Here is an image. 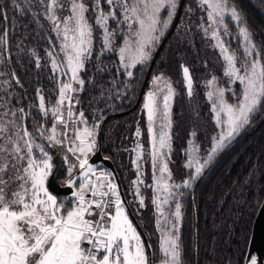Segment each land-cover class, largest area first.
Listing matches in <instances>:
<instances>
[{
	"label": "snow or ice",
	"instance_id": "obj_1",
	"mask_svg": "<svg viewBox=\"0 0 264 264\" xmlns=\"http://www.w3.org/2000/svg\"><path fill=\"white\" fill-rule=\"evenodd\" d=\"M195 2L206 13V20L202 19L198 28L214 41L212 47L219 50L225 63L224 75L242 85V91L236 103H229L225 99L226 89L217 86L215 76L206 82L207 99L219 132L212 137L203 158L194 156L200 148L189 140L185 167L194 172L178 184L169 168L171 102L175 90L163 75L153 76L152 87L144 95L143 111L153 169L152 185L146 186L153 191L152 204L160 233V264H183L179 227L182 189L190 188L215 155L251 123L257 109L264 107V45L255 43L246 18L230 0ZM9 3L20 16L31 14L36 23L40 17L47 21L50 47L46 56L58 93L54 104L46 103L42 91L37 89L39 112L45 121L51 118V126L39 123L34 130H29L26 124L29 112L23 106L13 107L0 99V264H153L141 234L126 213L115 178L111 173H97L89 163L90 154L97 151V130L104 117L101 115L89 124L85 112L77 111L80 102L77 94L85 87L81 73L93 56L94 33H100L103 54L116 51V39L127 28L118 55L120 68L130 80L133 69L151 59L153 48L173 23L180 6L178 0H22V4L9 0ZM7 7L8 4L0 6V20L4 22L8 21ZM226 16L237 26L242 59L222 39L229 34ZM110 21L115 22V28L110 27ZM9 51V32L3 28L0 29V62L3 53ZM31 55L40 69L41 58L34 50ZM181 68L191 98L190 70L183 64ZM11 79L19 85L15 73ZM191 135L195 137L196 132ZM136 136H141L139 127ZM53 147L72 157L67 154L64 157L68 176L64 184L73 189L74 198L67 203L58 201L48 187L50 177L54 178L53 156L48 151ZM133 151L137 152L132 160L137 173L134 195L143 208L145 201L139 185L144 184L141 173L144 150L139 139ZM76 169H79L78 177H74ZM173 203L174 211H167L166 206ZM241 260L245 264H264V257L258 259L250 253L247 257L242 255Z\"/></svg>",
	"mask_w": 264,
	"mask_h": 264
},
{
	"label": "trees",
	"instance_id": "obj_2",
	"mask_svg": "<svg viewBox=\"0 0 264 264\" xmlns=\"http://www.w3.org/2000/svg\"><path fill=\"white\" fill-rule=\"evenodd\" d=\"M18 2L22 4V0ZM230 3L237 7L246 18L247 25L254 33L255 43L264 45V0H230ZM4 4H8L6 9L8 21L0 20V29L7 28L9 32L10 66H7L3 53V69L7 72L22 106L29 112L26 120L29 130H34L41 121V115L36 109L37 89L42 91L46 103H54L58 93L54 85L50 61L46 62L48 61L46 49L50 47L48 43L50 29L47 21L42 17L39 18L40 22L36 23L31 14L20 16L15 13L9 0H0V6ZM178 4H180L179 0ZM196 5V2L193 3L192 0L183 1L179 15L177 11V23L154 62L142 98L130 113L108 118L111 115L126 112L134 106L149 63L169 31L153 48L151 59L145 65H137L133 69L134 76L130 80L124 75V70L118 66L117 58L111 52L101 54L98 59L93 54L81 73L85 80V87L78 95L80 102L77 111L85 112L89 124L101 115L104 117L103 121L108 118L101 134V152L105 158L108 157L113 162L128 204L145 235H147L145 227H151L152 222L148 216H143L140 210V213H137L141 207L133 192L134 200L131 201L130 189L125 185L126 179H134L135 171H130V169L133 167L132 156L137 153L133 149L136 148L138 139L144 150L143 155L146 153L143 141L146 136L147 120L142 102L154 73H163L168 71L167 69L175 71L179 81L176 90L180 93L181 99H184L180 80L181 64L186 65L195 78L204 77V71L210 62L205 61L207 50L200 40L202 34L196 29L201 19L197 17L198 13H196L197 16L188 13L190 6H194L197 10ZM114 25L115 23L112 26ZM179 30L185 32L181 33L183 40L178 37L180 35L177 36ZM124 32L125 27L119 33L114 46L118 47L122 43ZM51 38L53 39L52 34ZM20 43H26L30 49H36V53H39L38 56L41 58L40 69L36 68L34 57L27 59L23 55H16ZM11 71L19 78L21 88L15 86L11 79ZM195 88L198 92L200 91L198 86ZM202 99V94H198V98H195L193 106L196 111V105ZM204 108L201 113L203 117L209 111L207 106ZM196 111L190 115L194 120ZM183 112L186 113V110ZM253 117L255 118L254 124L248 129L247 127L242 129L223 150L215 155L214 159L221 154L212 165L209 164L204 170L203 177L199 176L193 181L190 188L182 189L183 195L180 197L182 216L179 227L183 264H244L241 256L246 255L252 223L264 199V122L258 126L264 117V107L258 108ZM186 122L189 127L187 138H189L190 130L196 132L195 138H197L202 122L197 121L196 124H192L189 118ZM138 127L141 130L139 138L136 136ZM255 127H257L256 130L249 134V131ZM172 145L173 149L178 147L174 142ZM173 166L175 168V163ZM96 167L105 170L101 166ZM128 169L132 174L130 176ZM190 172L192 170L184 174L186 179L189 178ZM58 180L61 184L65 181L61 180L60 175ZM57 198L65 200L63 197ZM65 202L67 203L66 200ZM147 239L152 247L153 242Z\"/></svg>",
	"mask_w": 264,
	"mask_h": 264
},
{
	"label": "rangeland",
	"instance_id": "obj_3",
	"mask_svg": "<svg viewBox=\"0 0 264 264\" xmlns=\"http://www.w3.org/2000/svg\"><path fill=\"white\" fill-rule=\"evenodd\" d=\"M192 1H193V3L195 2V0H192ZM179 2H180V0H179ZM190 7H191V11L188 12L189 14H192V16L195 14L197 16L196 13H198L199 14L197 16L198 18H200L201 20L202 19L206 20V13L202 12L197 7V5H196L197 10L194 6H190ZM177 11H178V9H177ZM162 15H165V14H162ZM174 19H175V17H174ZM174 19H173V21H174ZM225 22L229 28V34L226 36H222V39L225 41V43L227 44L229 49L231 51H235L237 56L242 59L243 58V50L241 48V42L238 38L237 26H236L235 22L231 21L230 17H228V16L225 17ZM93 23H94V21H93ZM114 23L115 22L110 21V27L111 28H115V25L112 26ZM172 24L169 26V29L165 32V34L171 29ZM196 29L198 31H200V34H202L200 40L203 43V47L207 50V56L205 57V61L210 62V63L208 64L209 66H207V69H205V71H204V77L195 78V76L190 73L192 80H193V95H192V97L189 98V96L187 95L181 66H180V80H181V83L183 86V97H184V99H181L180 93L176 90V87L179 85L177 74L175 71H171L170 69H167L168 71H165L163 73L158 72V73L152 74V77L149 81V83H150L149 89L145 92V94H146L150 90V88L152 87L153 76H158V75H163L168 80H170L172 82L173 88L175 90V95H174L172 102H171L172 127L170 130V134L172 136L171 144L174 142L175 144L178 145V147L173 149L174 146L172 145V151L170 153L169 168H170V171L172 172L173 181L175 183H178V184H182L183 180L186 179L184 174L188 170H192V172H194V169H188L185 167V164L187 163V159H188V157L186 155V151L189 148V143H188L189 140H193L195 145L200 148V152L194 153V156L199 157V158H203L204 156H206L207 151L210 149L212 137L214 135H217V133L219 132V129L216 127V124H215L214 119H213V113L211 112V105L207 99L206 92L209 89L206 87V82L209 79H211L213 76H215L216 80H217V86L226 89L225 99L229 103H236L240 94H241V91H242V85H239L238 82H235V83L231 82L229 80V78L224 75L225 63H224L223 59L220 57L219 50L212 47V44L214 43V41L205 37L203 34V31L198 28V25H196ZM180 31L181 30H179V33H177V36L180 35L178 37L181 40H183V38H182L183 36L181 33H185V32H183V31L180 32ZM221 31H222V29H221ZM127 33H128V30L125 27L124 35H126ZM165 34H164V36H165ZM94 35H95V39H94L93 54L98 59L101 56L102 42L100 39V33L99 32L94 33ZM52 36H53V39L55 40V35L52 34ZM163 37L161 38V40L163 39ZM40 43H41V41H40ZM122 45H123V41L118 47L114 46L116 48V51H107V52L103 53V54H106L108 52L113 53L117 58V62H118L119 67H120V61H119L118 49ZM33 50L36 52V49L35 48L30 49L28 44H26V43L21 44L20 43V46L18 47V52L16 53V55H18V56L23 55L27 59H32L33 56L31 55V53ZM36 54L38 55L39 53H36ZM46 62H49V60L48 61L46 60ZM3 68H4L3 62H0V72L4 73V75H0V99L7 100L11 104V106H13V107H20V106H22L21 101H20L19 97L17 96L16 91L13 88V85L11 83L10 78L7 75V72ZM122 70H124V69H122ZM90 73H91V71H90ZM4 81H8V84H4L3 83ZM9 85H11V86H9ZM54 85L56 87V90H58L57 83L55 80H54ZM196 86L199 87V90H200L199 92L195 88ZM5 88L7 89V91H3V89H5ZM198 94H200V95L202 94L204 100L202 99L196 105V107H197V111H196L195 107L193 106V103H194L195 98H198ZM78 95H79V93L77 94V96ZM142 95H143V93H142ZM54 103H52V104H54ZM205 106H207V109H209V111L206 112L204 117H203L201 113H202V108H204ZM77 108H78V104H77ZM36 109L39 112L38 104L36 106ZM184 110H186L187 115H186V113L183 112ZM94 111L96 112V110H94ZM194 111H196V114H195L196 119L195 120L192 116H190L191 113ZM188 118H189V122L192 124H196L197 121L202 122V126H200L198 129L199 134H198L197 138L192 137L191 133L194 132L193 130L189 131V133H188L189 138H187V132H188L189 127H187L186 121ZM222 118H223V114H222ZM252 118H253V121H252ZM252 118H251V123L249 125L245 126V128L247 127L246 129H248L250 126H252L254 124L255 118L253 116H252ZM146 120H147V118H146ZM40 123H46V126L50 127L51 126V118L49 117L47 119V121H45V119L41 116ZM157 131H158V129H157ZM96 141L98 142L97 135H96ZM37 142H39V141L37 140ZM143 142L145 143L144 149L146 150L145 155H143V162L141 160V173H142V178L144 180V184L139 185V187H140L141 194H142L144 201H145V206L143 207L145 209V212H144V209L139 208L137 213H140L139 212V210H140L141 214L143 216H148L152 222L151 227H145L146 232H147L146 236H147V238H149L153 242V246L151 247L153 264H160V252H159L160 233L157 231V226H156V218L157 217H156V212H155V206L152 204L153 191H152L151 187L146 186V185H148V186L152 185V178H153V169H152L151 159H150V155H149L150 150H151V145L149 142V136H148L147 129H146V136H145ZM59 150H60L61 156H62L63 161H64V167H63L62 172L60 174V178H61V180H65L68 176H67V164L65 163L64 157L66 154L69 156L70 159H72V157H71L70 153H65V151L63 149L59 148ZM136 156H137V153H134L132 156V160L135 159ZM73 162H75V161L73 160ZM174 163L176 165L175 168L173 166ZM93 168L96 172L98 170H100L99 168H97L95 166ZM131 170L135 171L134 179H132V180L126 179L125 185H127V187L130 189L129 192H130V196L132 198L131 201L133 202V200H134L133 194H134V187H135L133 185V181L136 180V178H137V173H136L134 165L130 169V171ZM130 171L128 169L129 176L131 174ZM105 172L109 173L107 170ZM132 192H133V194H132ZM135 198H136V196H135ZM58 201L65 202V200H63L61 198L58 199ZM166 210L169 212L174 211V203L166 206Z\"/></svg>",
	"mask_w": 264,
	"mask_h": 264
},
{
	"label": "water",
	"instance_id": "obj_4",
	"mask_svg": "<svg viewBox=\"0 0 264 264\" xmlns=\"http://www.w3.org/2000/svg\"><path fill=\"white\" fill-rule=\"evenodd\" d=\"M183 1L184 0H180V6L178 8V15L180 13V10L182 8L183 5ZM178 15L176 17V20L173 23V26L171 27V29L169 30L168 34L165 36V38L163 39V41L161 42V44L158 46V48L156 49L150 63H149V67L148 70L146 72V76L144 78L143 84L141 86L138 98L134 104V106L126 111V112H121V113H117L114 115L109 116L108 118H112V117H117V116H123L126 115L127 113H130L131 111H133L137 105L140 102V99L142 97V93L144 91L145 85L148 81L149 75L151 73V70L153 68L154 62L162 48V46L164 45V43L167 41V39L169 38V36L171 35L177 20H178ZM5 55V60H6V64L7 66H10V60H9V52L4 53ZM14 73L13 71H11V74ZM14 81V80H13ZM15 86L17 88H21V84L19 83V85L16 84V82L14 81ZM108 118L106 120H108ZM105 121H103V123L100 126L99 132H98V142H97V151L95 152L94 155H90L89 156V163L92 165V167H96V166H101L103 168H105L106 170H108L109 173H111V175L115 178V182L118 185V190L121 196V199L124 201L125 204V208H126V213L129 215V218L131 220V222H133L134 226L136 227V229L138 230V232L141 234L143 241L145 242L146 245V249L148 251L149 254V258L152 261V249L151 246L148 247L150 244L148 242L147 236L144 233V230L142 229L140 223L138 222V220L136 219L135 215L133 214L128 201L125 197L124 194V190L120 181V178L118 176V173L115 169V166L113 164V162L110 159H106L101 152V134H102V130L105 124ZM264 122V117L261 119V121L259 122L258 126H260L262 123ZM257 127L251 129L249 131V134L253 133L256 130ZM48 151L50 152V154H52L53 156V164H54V168H53V173H54V178L50 177V183L48 184V187L50 188V191L52 194H54L56 197H63L67 202L72 201L74 198L72 197V191L73 189L68 188L66 186V184H64V182L61 184L58 180V177L60 175L61 169L64 165V161L63 158L58 150L57 147H53V148H49ZM221 156L218 155L211 163L210 165H212L219 157ZM79 175V169H77L74 173V177H78ZM204 173L201 175V177H203ZM251 254L252 256L257 257L258 259L264 257V199L260 205V207L258 208V211L256 213V216L253 220L252 223V227H251V233H250V237H249V241H248V246H247V251H246V255L245 257L248 256V254ZM153 262V261H152ZM245 264V261H244Z\"/></svg>",
	"mask_w": 264,
	"mask_h": 264
},
{
	"label": "built area",
	"instance_id": "obj_5",
	"mask_svg": "<svg viewBox=\"0 0 264 264\" xmlns=\"http://www.w3.org/2000/svg\"><path fill=\"white\" fill-rule=\"evenodd\" d=\"M99 172H105V171L103 169H100L97 171V173H99Z\"/></svg>",
	"mask_w": 264,
	"mask_h": 264
}]
</instances>
